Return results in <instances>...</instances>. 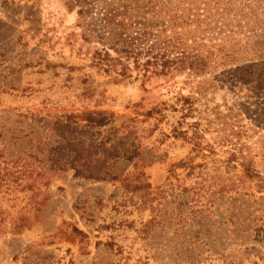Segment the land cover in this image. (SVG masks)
I'll return each instance as SVG.
<instances>
[{
	"label": "rangeland",
	"instance_id": "374dc122",
	"mask_svg": "<svg viewBox=\"0 0 264 264\" xmlns=\"http://www.w3.org/2000/svg\"><path fill=\"white\" fill-rule=\"evenodd\" d=\"M77 23L62 0H0V264H264V200L220 192L224 149L170 171L194 155L170 84L98 73ZM203 100L211 143L239 102Z\"/></svg>",
	"mask_w": 264,
	"mask_h": 264
},
{
	"label": "trees",
	"instance_id": "16d2710c",
	"mask_svg": "<svg viewBox=\"0 0 264 264\" xmlns=\"http://www.w3.org/2000/svg\"><path fill=\"white\" fill-rule=\"evenodd\" d=\"M62 1L77 18L89 67L115 83L170 84L177 103L171 109L179 114L172 138L194 153L170 171L193 175L214 159L215 148L224 149L220 192L248 188L247 200H264V0ZM217 90L239 103L229 109L233 122L218 125L215 132L224 133L209 143L214 124L203 99ZM165 105L147 115L161 120ZM195 157L202 162L193 164Z\"/></svg>",
	"mask_w": 264,
	"mask_h": 264
}]
</instances>
